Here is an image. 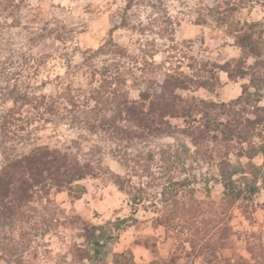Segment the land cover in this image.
Wrapping results in <instances>:
<instances>
[{
	"label": "rangeland",
	"instance_id": "rangeland-1",
	"mask_svg": "<svg viewBox=\"0 0 264 264\" xmlns=\"http://www.w3.org/2000/svg\"><path fill=\"white\" fill-rule=\"evenodd\" d=\"M222 1L245 3L236 16L264 23V0H133L128 10V0H14L9 7L0 0V132L9 128L11 133L9 141L0 147V166L6 155L14 157L28 153L35 145H48L70 152L81 161L97 163L100 159L106 171L96 179L78 183L86 188L80 199L64 192L50 202L36 200L30 216L27 212L22 221L0 225V264H12L5 258V249L16 253L10 261L19 260L21 264H115L118 255L134 264H224L221 253L197 256V251L188 244L184 246L176 233L163 226L155 228L154 223L161 210L162 186H167L170 177L191 179L195 198L205 205L218 206L224 188L214 165L192 164L190 160L174 169L162 165L158 153L177 147L173 137L135 143L119 154L117 146L102 134L92 136L74 125L69 113L45 122L37 117L35 109L42 95H56L62 83L73 81L76 87L89 89L95 81L89 66L100 69L113 63V45L124 48L137 61L129 62L130 74L160 81L171 69L192 73L191 67L199 61L225 63L240 57L235 39L208 12ZM204 20L207 23L202 25ZM99 49H104L105 54L85 61L87 51ZM220 79L221 85L213 91L197 89L183 94L229 102L237 99L248 83L247 79L230 81L224 72ZM132 82L131 97L137 99L139 92ZM15 87L17 92L12 94ZM25 92L34 97L32 104L24 105L20 100L15 106L14 99ZM10 110L21 120L15 126L6 118ZM173 123L185 125L183 120ZM126 152L135 160L128 168L122 166L119 156ZM149 152L155 154V159L150 164V174L145 175L135 163L137 157L142 159ZM253 163L264 172L263 155ZM111 172L131 177L123 193L115 186ZM262 176L249 213L237 206L229 213L232 249L225 255L235 259L242 255L251 264H264ZM135 197L147 199L134 206ZM93 237L99 240L98 246L92 245ZM186 237L185 234L183 238ZM83 251H88L89 259L83 258Z\"/></svg>",
	"mask_w": 264,
	"mask_h": 264
},
{
	"label": "trees",
	"instance_id": "trees-1",
	"mask_svg": "<svg viewBox=\"0 0 264 264\" xmlns=\"http://www.w3.org/2000/svg\"><path fill=\"white\" fill-rule=\"evenodd\" d=\"M13 1L5 0L6 7ZM132 2L128 0L127 10ZM244 7L243 2L222 1L208 10L211 19L219 22L225 33L235 39L241 52L238 58L225 63L197 62L194 59L197 64L191 67L192 73L171 69L160 81L130 74L129 62L137 61L124 48L113 45L111 53L116 57L113 63L100 69L89 66V74L95 80L89 89L76 87L73 81L62 83L56 95H42V100L35 107L37 117L45 122L51 121L52 117L65 116L64 112L69 113L74 125L92 136L102 134L117 146L119 154L135 143L173 137L177 140V147L170 146L158 153L162 165L174 169L175 165L184 164L186 160L192 164L214 165L224 188L218 206L214 203L205 205L197 200L191 179L180 181L170 177L167 186H162L161 210L154 223L155 228L163 226L168 232L176 233L184 246L188 244L192 251H197V256L221 253L224 264H251V260L242 255L236 259L225 255V251L232 249L229 213L236 206L243 213H249L250 204L254 203L259 192L257 184L264 174L262 168L253 163L256 157L264 156V105H261L264 99V23L243 21L237 17L236 14ZM203 22L202 25L207 23L206 20ZM102 54H105L104 49L87 51L85 61H93ZM251 59L253 62L250 64ZM221 72L233 82L248 80L237 99L215 102L183 94L197 89L215 90L221 85ZM130 81L139 92L137 99L131 97ZM16 89L11 93L17 92ZM20 100L29 105L34 97L25 92L24 96L14 99V105H18ZM6 118L8 124L14 126L21 121L12 110ZM173 120H183L185 125L175 124ZM8 129L0 132V147L9 141L11 133ZM29 134L31 132L27 136ZM119 156L125 168L135 161L127 152L123 157ZM137 159V170L150 174L155 154L145 153L142 159ZM97 161H81L70 152L48 145H35L28 153L14 157L6 155L0 166V225L22 221V218H27V212L30 216L31 205L36 200L50 202L53 196L64 192L71 198L80 199L86 188L78 183L106 173L100 159ZM110 174L120 192L130 186V176ZM145 199L135 197L133 205L139 206ZM185 234L187 237L184 239ZM92 245L98 246L99 240L93 237ZM5 251V258L10 263H22L10 261L16 256L13 250ZM82 256L89 259L88 251H83ZM2 259L0 257V262ZM114 263L134 264L123 255H118Z\"/></svg>",
	"mask_w": 264,
	"mask_h": 264
}]
</instances>
